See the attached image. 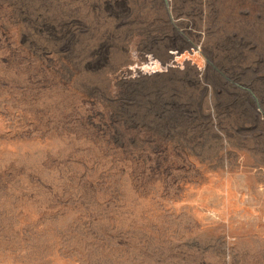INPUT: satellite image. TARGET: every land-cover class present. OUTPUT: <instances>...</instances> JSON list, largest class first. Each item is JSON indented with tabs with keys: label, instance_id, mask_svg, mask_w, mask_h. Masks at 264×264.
<instances>
[{
	"label": "rangeland",
	"instance_id": "obj_1",
	"mask_svg": "<svg viewBox=\"0 0 264 264\" xmlns=\"http://www.w3.org/2000/svg\"><path fill=\"white\" fill-rule=\"evenodd\" d=\"M0 264H264V0H0Z\"/></svg>",
	"mask_w": 264,
	"mask_h": 264
}]
</instances>
